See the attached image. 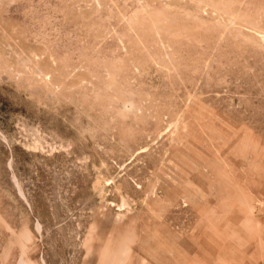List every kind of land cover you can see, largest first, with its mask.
Listing matches in <instances>:
<instances>
[{"label":"rangeland","instance_id":"1","mask_svg":"<svg viewBox=\"0 0 264 264\" xmlns=\"http://www.w3.org/2000/svg\"><path fill=\"white\" fill-rule=\"evenodd\" d=\"M0 264H264V0H0Z\"/></svg>","mask_w":264,"mask_h":264}]
</instances>
